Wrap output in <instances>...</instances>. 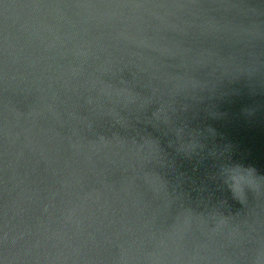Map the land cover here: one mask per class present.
<instances>
[{"label": "water", "instance_id": "water-1", "mask_svg": "<svg viewBox=\"0 0 264 264\" xmlns=\"http://www.w3.org/2000/svg\"><path fill=\"white\" fill-rule=\"evenodd\" d=\"M0 264H264V0H0Z\"/></svg>", "mask_w": 264, "mask_h": 264}]
</instances>
